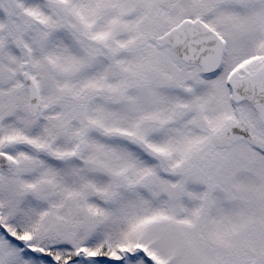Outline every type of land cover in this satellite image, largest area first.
Here are the masks:
<instances>
[{
    "label": "snow or ice",
    "instance_id": "obj_1",
    "mask_svg": "<svg viewBox=\"0 0 264 264\" xmlns=\"http://www.w3.org/2000/svg\"><path fill=\"white\" fill-rule=\"evenodd\" d=\"M0 264H264V0H0Z\"/></svg>",
    "mask_w": 264,
    "mask_h": 264
}]
</instances>
